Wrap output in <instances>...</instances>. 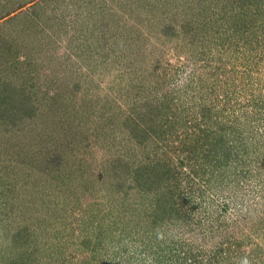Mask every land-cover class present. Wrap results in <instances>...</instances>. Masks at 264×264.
I'll use <instances>...</instances> for the list:
<instances>
[{
  "label": "rangeland",
  "instance_id": "1",
  "mask_svg": "<svg viewBox=\"0 0 264 264\" xmlns=\"http://www.w3.org/2000/svg\"><path fill=\"white\" fill-rule=\"evenodd\" d=\"M0 264H264V0H0Z\"/></svg>",
  "mask_w": 264,
  "mask_h": 264
},
{
  "label": "trees",
  "instance_id": "2",
  "mask_svg": "<svg viewBox=\"0 0 264 264\" xmlns=\"http://www.w3.org/2000/svg\"><path fill=\"white\" fill-rule=\"evenodd\" d=\"M164 173H168V172H163L162 175H163ZM157 178H159V177H157Z\"/></svg>",
  "mask_w": 264,
  "mask_h": 264
}]
</instances>
